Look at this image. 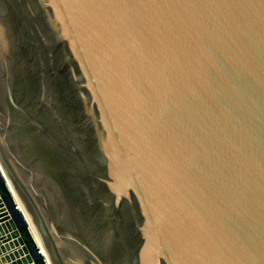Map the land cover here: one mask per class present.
Here are the masks:
<instances>
[{
	"label": "water",
	"instance_id": "water-1",
	"mask_svg": "<svg viewBox=\"0 0 264 264\" xmlns=\"http://www.w3.org/2000/svg\"><path fill=\"white\" fill-rule=\"evenodd\" d=\"M0 167V264H264V0H0Z\"/></svg>",
	"mask_w": 264,
	"mask_h": 264
},
{
	"label": "bare ground",
	"instance_id": "bare-ground-1",
	"mask_svg": "<svg viewBox=\"0 0 264 264\" xmlns=\"http://www.w3.org/2000/svg\"><path fill=\"white\" fill-rule=\"evenodd\" d=\"M0 174H1L2 176H4V174L2 173L1 167H0ZM4 177H5V176H4ZM10 189H11V191H12V196H13V199H14V205H15V207H16V209H17L19 215H20V216L22 217V219L28 224L29 229H30V231H31V234H32V236H33V238H34V240H35L36 245H37V248L41 251V254H42V255L48 260L47 253H46L45 250L43 249V244H42V241H41L40 235H39V233H38V231H37V228L35 227V225H34V223H33L32 218H31L30 215L27 213V211H26L24 205L21 203V199H20V197L17 195V193L14 191V189L11 188V187H10ZM12 189H13V190H12ZM17 205L19 206V208L17 207ZM23 210L25 211L26 214L24 213ZM19 211H23V214L25 215L26 219L23 218V216L20 214ZM11 214L17 219L16 214H15L14 212H12Z\"/></svg>",
	"mask_w": 264,
	"mask_h": 264
},
{
	"label": "rangeland",
	"instance_id": "rangeland-1",
	"mask_svg": "<svg viewBox=\"0 0 264 264\" xmlns=\"http://www.w3.org/2000/svg\"><path fill=\"white\" fill-rule=\"evenodd\" d=\"M18 6H20V4H18ZM17 207L19 208V206L17 205ZM24 211V210H23ZM23 211H19L20 212V214L23 216V218H25L26 219V217H25V215L23 214ZM24 213H25V211H24ZM26 214V213H25Z\"/></svg>",
	"mask_w": 264,
	"mask_h": 264
}]
</instances>
